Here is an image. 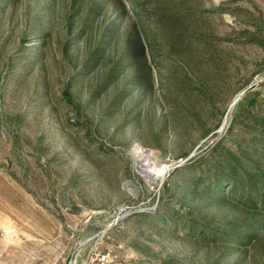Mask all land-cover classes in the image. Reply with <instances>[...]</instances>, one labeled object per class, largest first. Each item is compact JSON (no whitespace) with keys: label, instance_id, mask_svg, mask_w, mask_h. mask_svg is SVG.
<instances>
[{"label":"rangeland","instance_id":"rangeland-1","mask_svg":"<svg viewBox=\"0 0 264 264\" xmlns=\"http://www.w3.org/2000/svg\"><path fill=\"white\" fill-rule=\"evenodd\" d=\"M118 244L264 264V0H0V264Z\"/></svg>","mask_w":264,"mask_h":264},{"label":"bare ground","instance_id":"bare-ground-1","mask_svg":"<svg viewBox=\"0 0 264 264\" xmlns=\"http://www.w3.org/2000/svg\"><path fill=\"white\" fill-rule=\"evenodd\" d=\"M135 157L138 161L136 165L138 170L150 180H154L155 178L164 175L172 166L169 162H164L158 165L153 154L149 150H144L141 147H137ZM174 165L173 168L175 167Z\"/></svg>","mask_w":264,"mask_h":264},{"label":"built area","instance_id":"built-area-1","mask_svg":"<svg viewBox=\"0 0 264 264\" xmlns=\"http://www.w3.org/2000/svg\"><path fill=\"white\" fill-rule=\"evenodd\" d=\"M123 248L122 244L116 245L113 249H104L99 252H93L81 264H117L122 258L118 251Z\"/></svg>","mask_w":264,"mask_h":264},{"label":"water","instance_id":"water-1","mask_svg":"<svg viewBox=\"0 0 264 264\" xmlns=\"http://www.w3.org/2000/svg\"><path fill=\"white\" fill-rule=\"evenodd\" d=\"M181 163H182V160H180V161L176 162L174 166H175V167H178V166H180V165H181Z\"/></svg>","mask_w":264,"mask_h":264}]
</instances>
